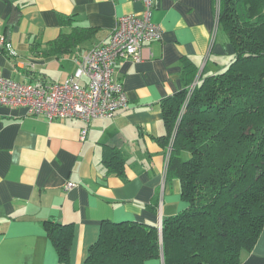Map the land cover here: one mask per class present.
Here are the masks:
<instances>
[{
    "label": "crops",
    "instance_id": "0c3cea01",
    "mask_svg": "<svg viewBox=\"0 0 264 264\" xmlns=\"http://www.w3.org/2000/svg\"><path fill=\"white\" fill-rule=\"evenodd\" d=\"M144 9L134 0H0V38L15 50L13 57L0 50V75L64 81L77 60L108 40L119 17ZM151 20L162 27V39L143 45L142 61L118 62L115 77L129 103L113 118L49 122L23 107L0 106V264H62L47 220L73 224L70 264H84L103 221L155 225L162 236L163 219L186 208L180 181L167 178L163 103L204 70L215 75L226 68L233 54L224 51L223 34L211 44L215 0H153ZM78 27L90 30L87 40L53 48ZM107 151L124 158L122 175L104 163ZM69 182L76 186L67 189ZM145 264L164 261L161 255ZM240 264H264V229Z\"/></svg>",
    "mask_w": 264,
    "mask_h": 264
},
{
    "label": "trees",
    "instance_id": "16d2710c",
    "mask_svg": "<svg viewBox=\"0 0 264 264\" xmlns=\"http://www.w3.org/2000/svg\"><path fill=\"white\" fill-rule=\"evenodd\" d=\"M220 33L233 59L215 75L202 72L167 168L186 208L163 219L162 236L155 225L103 221L84 264H145L161 255L164 264H240L256 245L264 229V0H221L214 42ZM89 35L78 27L52 45L69 50ZM188 88L163 103L168 145ZM104 163L123 174L118 151H107ZM44 225L60 262L70 264L73 224Z\"/></svg>",
    "mask_w": 264,
    "mask_h": 264
},
{
    "label": "built area",
    "instance_id": "2783aa9c",
    "mask_svg": "<svg viewBox=\"0 0 264 264\" xmlns=\"http://www.w3.org/2000/svg\"><path fill=\"white\" fill-rule=\"evenodd\" d=\"M142 2L143 15H123L106 42L100 43L77 60L75 73L64 81L18 82L0 75V106L23 107L30 116H42L49 122L65 119H81L90 123L95 119L113 118L128 106L129 98L123 85L115 77L119 61L143 60V45L162 39L163 29L152 22L153 0ZM220 1L216 3L217 34L220 15ZM0 50L13 57L15 50L4 37L0 38ZM85 79V84H82ZM197 82L189 86L186 101L179 114L175 130L168 146V158L173 149L176 128L188 104ZM87 130L83 131V136ZM76 184L69 182L67 189Z\"/></svg>",
    "mask_w": 264,
    "mask_h": 264
},
{
    "label": "rangeland",
    "instance_id": "374dc122",
    "mask_svg": "<svg viewBox=\"0 0 264 264\" xmlns=\"http://www.w3.org/2000/svg\"><path fill=\"white\" fill-rule=\"evenodd\" d=\"M221 37H222V33H220V35H219V41L221 40ZM209 57H210L211 61H213V54L210 53ZM175 126L176 125H174V127H173V129L171 131L172 136H173V133H174V130H175Z\"/></svg>",
    "mask_w": 264,
    "mask_h": 264
},
{
    "label": "water",
    "instance_id": "95a60500",
    "mask_svg": "<svg viewBox=\"0 0 264 264\" xmlns=\"http://www.w3.org/2000/svg\"><path fill=\"white\" fill-rule=\"evenodd\" d=\"M162 260L164 261V257H163V255H162Z\"/></svg>",
    "mask_w": 264,
    "mask_h": 264
}]
</instances>
